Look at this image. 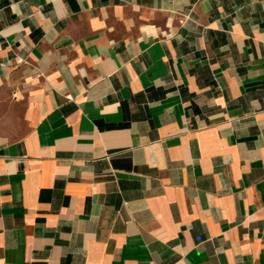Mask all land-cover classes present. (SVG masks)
I'll return each mask as SVG.
<instances>
[{
	"label": "crops",
	"instance_id": "crops-1",
	"mask_svg": "<svg viewBox=\"0 0 264 264\" xmlns=\"http://www.w3.org/2000/svg\"><path fill=\"white\" fill-rule=\"evenodd\" d=\"M0 264H264V0H0Z\"/></svg>",
	"mask_w": 264,
	"mask_h": 264
}]
</instances>
